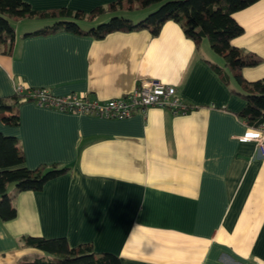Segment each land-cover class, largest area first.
Listing matches in <instances>:
<instances>
[{
	"label": "crops",
	"instance_id": "1",
	"mask_svg": "<svg viewBox=\"0 0 264 264\" xmlns=\"http://www.w3.org/2000/svg\"><path fill=\"white\" fill-rule=\"evenodd\" d=\"M24 1L38 11L89 13L115 0ZM108 15L78 23L87 29ZM233 18L244 32L231 44L262 60L241 73L261 79L264 0ZM59 19H9L15 33L9 53L8 43L0 45V97L21 86L105 101L158 80L194 108L182 114L152 106L107 119L20 102L19 124L0 120V133L17 138L29 169L68 170L39 191L16 193L7 185L16 216L0 219V264L50 257L26 246V235L64 237L70 247L88 243L121 264H264V157L239 138L251 129L237 116L245 103L208 39L196 46L171 20L156 36L147 29L99 39L67 31L28 35Z\"/></svg>",
	"mask_w": 264,
	"mask_h": 264
},
{
	"label": "trees",
	"instance_id": "2",
	"mask_svg": "<svg viewBox=\"0 0 264 264\" xmlns=\"http://www.w3.org/2000/svg\"><path fill=\"white\" fill-rule=\"evenodd\" d=\"M259 0H128L131 7L147 8L154 3H161L157 9L137 22L123 16L114 15L94 27L82 28L78 21L86 18L89 21L96 16L113 13L125 0H115L106 7H96L89 13L68 9H51L38 11L24 0H0V45L8 43L10 52L14 40V28L9 18L23 17H62L54 24L38 29L28 35H46L58 31L103 38L114 31H134L147 29L156 36L167 21L181 25L184 35L198 46L206 37L212 50L220 55L224 65L230 70L237 89L234 93L244 101V107L237 116L251 128L264 125V77L247 81L241 71L245 67H255L261 58L244 52L231 44L234 38L241 36L243 27L233 18L241 11ZM58 15V16H57ZM225 84L229 76L223 69L215 67ZM29 100V99H27ZM23 100L14 93L10 97H0V120L9 126L19 124L18 105ZM68 167L59 164L40 165L35 169L25 166V158L15 136L0 133V219L7 221L16 216V209L7 193V185L13 184L15 192L39 191L51 179L66 173ZM26 246L34 247L50 257L34 259L24 258L20 264H121L120 258L110 252H97L88 243L70 247L64 237L45 238L26 235L22 237Z\"/></svg>",
	"mask_w": 264,
	"mask_h": 264
},
{
	"label": "built area",
	"instance_id": "3",
	"mask_svg": "<svg viewBox=\"0 0 264 264\" xmlns=\"http://www.w3.org/2000/svg\"><path fill=\"white\" fill-rule=\"evenodd\" d=\"M15 93L20 95L22 100H33L39 106L107 119L127 118L136 112L144 113L152 106L182 114L194 108L177 95L173 85L158 80L140 81L133 91L105 101L91 99L86 95L54 96L46 88L24 89L18 86ZM239 138L241 141H253L258 155L264 157V125L251 128Z\"/></svg>",
	"mask_w": 264,
	"mask_h": 264
},
{
	"label": "rangeland",
	"instance_id": "4",
	"mask_svg": "<svg viewBox=\"0 0 264 264\" xmlns=\"http://www.w3.org/2000/svg\"><path fill=\"white\" fill-rule=\"evenodd\" d=\"M160 4L161 3H154L147 8H141V7H138L136 3H133V6L130 8L128 5V0H125V2L123 4H120L118 6V8L115 10V12L118 11L117 16H123L127 19L133 20V22H137V21L141 20L142 18H144L145 16H147L149 13L153 12L155 9H157ZM115 12L109 13L110 15H108V16H104L103 20L101 22L107 21L109 18L114 16ZM143 12H146V13H144L145 16L143 15ZM5 16H7L9 19H11L10 16H8V15H5ZM138 16H143V17L140 19V18H138ZM17 28L19 30H22L23 24H19L17 26ZM85 28H88V27H85Z\"/></svg>",
	"mask_w": 264,
	"mask_h": 264
}]
</instances>
